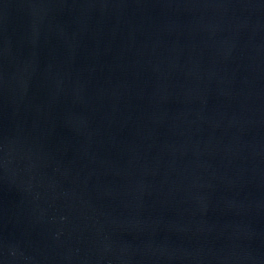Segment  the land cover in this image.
<instances>
[{
  "label": "water",
  "instance_id": "water-1",
  "mask_svg": "<svg viewBox=\"0 0 264 264\" xmlns=\"http://www.w3.org/2000/svg\"><path fill=\"white\" fill-rule=\"evenodd\" d=\"M0 264H264V0H0Z\"/></svg>",
  "mask_w": 264,
  "mask_h": 264
}]
</instances>
